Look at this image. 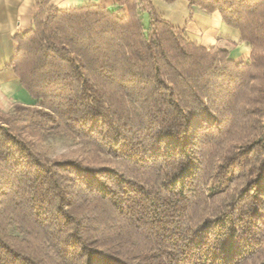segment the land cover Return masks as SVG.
<instances>
[{
	"label": "trees",
	"instance_id": "1",
	"mask_svg": "<svg viewBox=\"0 0 264 264\" xmlns=\"http://www.w3.org/2000/svg\"><path fill=\"white\" fill-rule=\"evenodd\" d=\"M188 1L240 31L247 63L148 0H42L14 36L34 103L0 110V264H264V0ZM48 133L105 163L49 157Z\"/></svg>",
	"mask_w": 264,
	"mask_h": 264
},
{
	"label": "crops",
	"instance_id": "2",
	"mask_svg": "<svg viewBox=\"0 0 264 264\" xmlns=\"http://www.w3.org/2000/svg\"><path fill=\"white\" fill-rule=\"evenodd\" d=\"M42 0H0V110L10 111L16 103L31 105L34 100L22 87L14 72L12 60L16 43L14 36L27 31ZM119 0H47V6L98 5L125 13ZM156 12L193 42L206 48L221 46L236 63L249 61L251 45L241 38L240 31L227 25L218 11L207 12L188 0H148ZM144 24L149 17L142 14Z\"/></svg>",
	"mask_w": 264,
	"mask_h": 264
},
{
	"label": "rangeland",
	"instance_id": "3",
	"mask_svg": "<svg viewBox=\"0 0 264 264\" xmlns=\"http://www.w3.org/2000/svg\"><path fill=\"white\" fill-rule=\"evenodd\" d=\"M39 148L51 158H83L92 163H105L103 154H95L90 147L64 135L46 134Z\"/></svg>",
	"mask_w": 264,
	"mask_h": 264
}]
</instances>
